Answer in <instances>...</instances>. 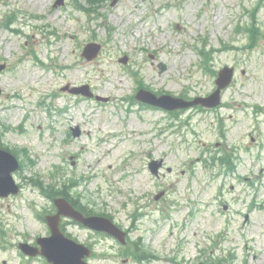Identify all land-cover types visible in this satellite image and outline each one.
Listing matches in <instances>:
<instances>
[{
	"label": "rangeland",
	"instance_id": "obj_1",
	"mask_svg": "<svg viewBox=\"0 0 264 264\" xmlns=\"http://www.w3.org/2000/svg\"><path fill=\"white\" fill-rule=\"evenodd\" d=\"M90 2L0 0V146L22 164L18 194L0 196V264H50L17 247L47 236L38 215L54 212L36 176L126 232L122 245L64 224L92 248L88 264H264V0ZM226 65L216 108L134 98L137 81L207 95ZM160 158L154 176L147 164Z\"/></svg>",
	"mask_w": 264,
	"mask_h": 264
},
{
	"label": "water",
	"instance_id": "obj_2",
	"mask_svg": "<svg viewBox=\"0 0 264 264\" xmlns=\"http://www.w3.org/2000/svg\"><path fill=\"white\" fill-rule=\"evenodd\" d=\"M99 44L88 43L84 47L83 55L86 58H93L98 53ZM164 66L161 65V70ZM233 73V68L224 66L219 70L218 76L215 79L217 83L216 90L211 95L204 98H195L193 101H186L182 98H175L168 95L156 96L148 91L140 90L136 95L137 98L148 102L155 106H161L168 110L181 107H189L196 103H201L207 106H216L220 100V89L227 86L231 81ZM64 88H68L64 86ZM73 93H82L83 95L90 96L91 92L88 91L86 87H76L69 89ZM74 135H78L76 129H72ZM161 166V160L155 161L151 160L149 162V168L151 172L157 175L158 168ZM18 168V161L14 155L9 151L0 148V195L7 197L11 193H16L18 191V186L12 178V171ZM159 195L156 196L158 198ZM57 207V212L55 214H47L45 219L47 221L48 227H50V235L44 238H36L37 242L40 244V249L31 246L27 242L18 244V247L25 253L29 255H36V253H41L51 262V264H87L83 259L84 256L90 254V250L84 245L78 244L73 239L67 238L63 235L59 227V221L61 215L71 216L75 220L89 226L92 229H97L101 231H107L112 236L118 238L124 243L125 235L115 226L107 217L102 216H84L82 213L76 211L70 203H68L64 198H57L54 200Z\"/></svg>",
	"mask_w": 264,
	"mask_h": 264
},
{
	"label": "trees",
	"instance_id": "obj_3",
	"mask_svg": "<svg viewBox=\"0 0 264 264\" xmlns=\"http://www.w3.org/2000/svg\"><path fill=\"white\" fill-rule=\"evenodd\" d=\"M223 161L227 162L228 164L231 163L227 158H224ZM33 182L34 185H36L39 188V190L43 192L44 195L47 196L48 198L53 199L57 196H63L66 200L72 203L73 206H75L80 211L82 210L86 214H93V212L88 210L81 202L77 201L76 197L73 194H70L69 192L63 190L62 188L55 189L53 182L43 181L39 179V177H36V179H34ZM133 244H134L132 249L133 252L131 254L135 258H138L140 260L143 259L144 258L143 252L141 251L139 246H137L135 241L133 242Z\"/></svg>",
	"mask_w": 264,
	"mask_h": 264
},
{
	"label": "flooded vegetation",
	"instance_id": "obj_4",
	"mask_svg": "<svg viewBox=\"0 0 264 264\" xmlns=\"http://www.w3.org/2000/svg\"><path fill=\"white\" fill-rule=\"evenodd\" d=\"M70 223H72V222L70 221L68 224H70Z\"/></svg>",
	"mask_w": 264,
	"mask_h": 264
}]
</instances>
